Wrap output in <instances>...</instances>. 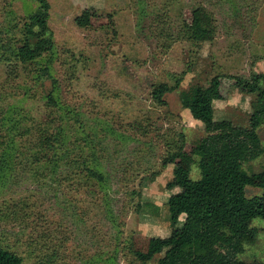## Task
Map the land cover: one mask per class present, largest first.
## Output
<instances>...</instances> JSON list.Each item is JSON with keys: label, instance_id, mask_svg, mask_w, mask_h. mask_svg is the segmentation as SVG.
I'll return each instance as SVG.
<instances>
[{"label": "rangeland", "instance_id": "1", "mask_svg": "<svg viewBox=\"0 0 264 264\" xmlns=\"http://www.w3.org/2000/svg\"><path fill=\"white\" fill-rule=\"evenodd\" d=\"M48 2L51 61L23 65L13 45L37 4L0 0V246L23 264H156L162 253L141 262L130 246L174 240L185 215L166 184L200 177L192 146L203 124L182 108L179 92L218 74L264 73V0ZM195 8L209 15L211 33L191 26ZM83 13L87 24L78 25ZM45 64L51 79L37 77ZM51 90L55 105L47 103ZM224 94L214 119L246 125L248 95L234 87ZM42 129L52 137L46 148ZM257 131L264 146V124ZM69 153L75 161H66ZM81 157L104 181L79 171ZM263 166L264 153L244 168ZM251 224L257 237L238 257L257 264L264 220Z\"/></svg>", "mask_w": 264, "mask_h": 264}, {"label": "trees", "instance_id": "2", "mask_svg": "<svg viewBox=\"0 0 264 264\" xmlns=\"http://www.w3.org/2000/svg\"><path fill=\"white\" fill-rule=\"evenodd\" d=\"M31 1L37 6L20 29L21 38L12 50L13 58L23 65L40 61L43 57H47L45 63L51 61L54 47L47 21L50 3L48 0ZM84 13L76 18L78 25L87 24ZM191 26L208 33L212 31L210 17L202 8L192 10ZM38 68L37 77L52 78L48 64ZM262 82L264 73H252L248 78L218 74L212 76L206 85L197 82L191 88L180 90L182 108L203 124L204 134L192 146V154L198 157L200 177L191 179L185 176L167 182L166 187L173 191L169 199L171 204L185 215L183 225L176 231L174 240L149 237L144 249L130 246L136 259L146 262L162 253L156 264H250L238 255L257 237L258 230L252 226V220L256 217L264 220V166L255 174L244 168L264 153L257 131L264 124ZM227 87L248 95L246 125L230 119H214V102L226 98ZM52 91L46 94L47 103L55 105ZM41 131L40 139L46 148L52 137L45 133V129ZM174 157L171 155L165 159L163 165L174 162ZM66 161H75L73 154L69 153ZM79 163V171L88 180L104 181L103 174L89 166L83 157ZM248 185L262 187L263 193L248 197L245 193ZM144 206L150 204L146 202ZM0 264H23V261L15 252L0 246Z\"/></svg>", "mask_w": 264, "mask_h": 264}, {"label": "crops", "instance_id": "3", "mask_svg": "<svg viewBox=\"0 0 264 264\" xmlns=\"http://www.w3.org/2000/svg\"><path fill=\"white\" fill-rule=\"evenodd\" d=\"M255 72H257V71H255ZM223 100V99H222ZM195 121H197V120H195ZM198 122V121H197ZM199 123H201V122H199Z\"/></svg>", "mask_w": 264, "mask_h": 264}]
</instances>
